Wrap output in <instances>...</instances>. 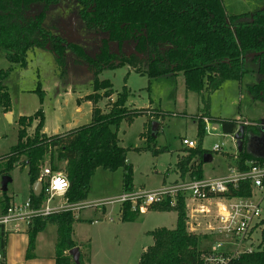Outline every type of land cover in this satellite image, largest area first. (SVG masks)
Returning <instances> with one entry per match:
<instances>
[{"label": "trees", "instance_id": "obj_1", "mask_svg": "<svg viewBox=\"0 0 264 264\" xmlns=\"http://www.w3.org/2000/svg\"><path fill=\"white\" fill-rule=\"evenodd\" d=\"M64 1L70 0H0V52L11 65V69L0 71V108L4 114L10 113L5 82L13 68L27 67L29 52L48 50L61 76L67 72L66 54L70 53L74 65L86 66L92 76V93L81 99L92 105L90 123L46 136L41 112L19 118L17 144L0 161L2 177H9L16 168L26 169L31 189L39 179L45 156H48L51 169L63 172L68 180L69 187L64 195L68 204L86 201L91 178L97 169L111 173L121 169L122 192L133 190L132 166L127 163L129 150L119 145L118 129L122 122L130 125L136 117L150 119L151 116L146 109L129 110V92L123 90L115 94L109 81L99 79L105 70L126 66L150 80L180 74L185 90L201 97L203 111H207L211 95L226 82L240 84L248 73L249 63L256 68L259 79L248 92L253 102L264 105L263 7L252 13L228 15L222 0H75L79 5L78 17L86 28L103 35L96 52L90 55L80 45L55 36L43 27L48 9ZM114 45L116 48L112 49ZM35 92L43 96L40 86ZM113 95H116L115 100H112ZM102 100H111L106 112L98 107ZM35 121L34 132L28 135L27 130ZM214 122L220 126L223 135L230 137L239 127L234 120ZM260 123L262 121L258 125L244 126L245 142H248V136L259 133ZM204 134L202 117L197 121L198 146L183 150L184 156L177 158L175 174L178 179L204 178L203 159L209 155L200 146ZM156 154L157 150L153 152ZM246 162L262 164L264 160L250 154L244 145L243 152L236 156L240 171L247 169ZM56 164L64 166L58 169ZM248 196L250 189L245 184H240L237 189L230 187L226 194L227 198ZM29 199L33 208H39L44 195L35 197L30 191ZM2 202L5 207L10 204L6 195ZM185 205L184 199L180 198L175 207L166 201L148 208V211L175 213L176 224L173 229L149 232L152 245L141 254L138 264H201L200 238L187 229ZM138 216L129 204L121 208L122 223L134 222ZM47 224L57 229L55 264H75L68 255L77 248L73 241L75 218L70 212L35 219L31 223L27 230V259L32 257L37 234ZM262 224L264 226V219ZM0 244L3 246L1 239ZM82 258L79 252V264H82ZM232 264H264V228L257 251Z\"/></svg>", "mask_w": 264, "mask_h": 264}, {"label": "rangeland", "instance_id": "obj_2", "mask_svg": "<svg viewBox=\"0 0 264 264\" xmlns=\"http://www.w3.org/2000/svg\"><path fill=\"white\" fill-rule=\"evenodd\" d=\"M222 3L228 15L252 13L258 8H264V0H222ZM78 11L79 5L75 0L64 1L52 6L45 14L43 27L55 36L80 45L88 54L93 55L103 35L89 31L79 19ZM114 48H116L115 45L112 49ZM66 62L67 72L61 76L52 53L48 50H34L28 53L25 69L13 68L10 72L5 85L10 98V112H12L13 121L11 119L8 121L5 118L6 114L4 115L0 108V161L6 158L17 144L19 131L17 121L21 117H32L37 112H41L43 129L47 136L56 134L58 130L77 128L90 123L91 103L80 99L92 93V76L86 66L74 65V58L70 53L66 54ZM9 69L11 65L0 52V71ZM246 69L248 73L241 84L231 82L226 89L212 95L210 112L212 116H221L222 119H238L239 126L243 127L250 123L258 124L262 120L263 123L260 124L262 127L264 125V105L253 102L248 92V88L257 83L259 76L256 68L249 63ZM99 79L109 81L115 94L123 90L129 92L127 101L129 110L146 109L152 117V119L144 116L136 117L130 125L122 122L118 129L119 145L129 150L127 163L132 166L133 185L150 191L158 188L165 178L167 183L176 179L175 164L179 156H184L183 150L186 149L182 145L183 138L195 141L197 146L199 144L196 135L197 127L190 115L197 112L201 97L185 90L183 77L180 74L176 77L150 80L124 66L115 70H105ZM38 86H40L42 97L35 92ZM115 98L116 95H113L112 100ZM110 101L102 100L98 107L106 112ZM199 106L202 107V103ZM77 107H80L79 113L76 112ZM196 118L198 121V115ZM152 123H157L155 132L159 128L157 134L154 135L151 133ZM36 124L37 121L32 123L31 128L27 130L28 135L34 132ZM216 145L221 148L220 151L211 152ZM200 146L212 157V162L203 165V176L223 177L226 175V167L234 164L233 158L237 155L234 140L223 135L220 129H216L211 134L205 132ZM156 150L158 154L153 155ZM45 164L50 166L48 156H45ZM56 165L58 169L64 166V164ZM2 167L0 165V172ZM2 182L0 174V202L4 195L13 197L16 201L26 199L28 187L26 170L14 169L9 175L4 192ZM121 191V169L112 173L97 169L91 178L86 201L92 203L95 200H110L120 195ZM56 203L58 200L54 201V204ZM0 204L3 206L4 203ZM185 206L188 231L193 230V233L200 238V250H208L217 240L208 229L213 224L212 208L209 207L211 214H207L206 212L200 213V208L196 204L188 202ZM262 210L264 214V205ZM116 214V207H106V215L100 218L102 220L98 223L102 224L101 226L116 224L118 227L114 230V234L110 229L105 232V235H98V233L93 235V231L100 226L90 223H80L81 227L76 228V233L81 236V239L90 240L94 245V258L98 262L102 260V251L110 253V245H113L115 239H119L122 246L124 242L134 243V254L129 264H137L139 261L135 259L137 258L135 251L141 248L147 249L152 243V238L140 236V232L161 228L173 229L176 224V214L173 212L149 213L143 217L140 226L117 225L119 220ZM109 215L113 216L112 221L108 220ZM138 230L139 235L136 236ZM107 239L111 241L110 245L97 250L94 243L98 245L103 241L106 242ZM117 259L121 258L115 256L112 262Z\"/></svg>", "mask_w": 264, "mask_h": 264}, {"label": "built area", "instance_id": "obj_3", "mask_svg": "<svg viewBox=\"0 0 264 264\" xmlns=\"http://www.w3.org/2000/svg\"><path fill=\"white\" fill-rule=\"evenodd\" d=\"M205 121V132L211 134L215 129L208 120ZM233 139V137H232ZM235 142V141H234ZM186 149H195L196 142L188 139L182 140ZM219 146H214L212 152H219ZM236 160V158H235ZM245 171H240L236 164L229 167L228 173L221 178H206L201 180L176 179L169 183H163L158 188L150 191L142 189L122 192L110 200L96 202L90 205L68 204L64 198L69 183L63 172L53 171L50 166L43 164L39 179L42 185L41 194L44 200L39 208H33L30 199L22 202H13L8 206L0 204V264L4 261L3 252L6 238L10 234L23 233L35 219H44L51 215L70 212L75 214L85 208H93L97 211L110 206L121 208L130 205L133 212L139 215L148 211L152 205L169 201L171 207H175L178 199H184L187 204H196L200 213L211 214L213 224L209 231L217 238L214 245L202 251L201 264H232L242 256L250 255L257 251L261 232L264 228L262 221L264 214V163L246 162ZM240 184H245L250 189V196L227 198L229 188L237 189ZM58 203L54 204V201ZM97 223V222H96ZM193 233V230H191ZM194 234V233H193Z\"/></svg>", "mask_w": 264, "mask_h": 264}, {"label": "crops", "instance_id": "obj_4", "mask_svg": "<svg viewBox=\"0 0 264 264\" xmlns=\"http://www.w3.org/2000/svg\"><path fill=\"white\" fill-rule=\"evenodd\" d=\"M253 82H255V81H253ZM230 83L231 82L224 83L222 85V87L218 91H216L214 93H217V92L222 91L223 89H226L227 85L230 84ZM212 95H211V97H212ZM210 102H211V99H210ZM199 105H200V103L198 102V110H197V112L195 114H193V115H190L194 119V121H195L194 123H195L196 127H197L196 115H198V120L200 118H202V117L204 118V120H210V124L213 127V129H215V130L216 129H220V126L217 125L214 122L215 120H228V121L234 120V121H236L238 123V119H235V118L222 119L221 116H212L211 112H210V105H209V108H208L207 111L206 110L203 111V106L201 107ZM91 111H92V105H91ZM76 112L77 113L80 112V107H77ZM9 115L11 116V120L13 121L12 112H10ZM144 117H146V116H144ZM150 119H152V117ZM260 121H262V120H260ZM262 123H263V121H262ZM250 124H252V123H250ZM238 125H239V123H238ZM252 125H256V124H252ZM216 126H218V127H216ZM72 129H74V128H72ZM158 129H157L156 133L158 132ZM69 130H71V129H65V130H62V131L58 130V132L56 134H53V135L64 133V132H67ZM196 130H197V128H196ZM43 134H45L47 136V134L45 133L44 129H43ZM196 135H197V133H196ZM225 136H227V135H225ZM183 139H188V138L185 137ZM235 158L236 157L233 158L234 164L233 165H228L226 167V172L227 173H228L229 167L234 166L236 164ZM210 162H212V157H211V161ZM24 170H26V169H24ZM221 177H206V178H221ZM174 180H172V181H174ZM163 183H167L166 182V178L163 181ZM133 189L136 190V189H141V188H137V187L134 186ZM142 190H144V189H142ZM30 191H31V189H30L29 183H28L27 197H26L25 200L29 199ZM121 193H122V191H121ZM6 197L9 199L10 203L22 202V201H16L15 198L10 197V196H6ZM96 202H100V200H97V201L95 200L92 203H89V202L85 201L82 204L90 205V204H93V203H96ZM110 207H116L117 208L116 216L118 217V220H119L117 225H119V224L123 225L124 224V225H139L140 226V223L144 219L143 217H145L149 213H159V212H155V211H147L146 213L139 215L134 222L122 223L120 221V217L118 215L119 208L117 206H110ZM88 210H90V212H86ZM105 215H106V207L101 209V211H97V210H95L93 208H85L83 210L78 211L75 214V217H74L75 218V224L73 226V228L75 227L73 229V241L76 243L77 249L79 250L80 255H82V257H83L81 259V262H82V264H99V263L100 264H121V263L122 264H125V263L129 264V262L132 261L131 257H133V254H134V250H133V248H135L134 243L124 242L123 246H122V244H121L119 239H115V242L112 243L113 245L109 244V243H111V241H108V239L106 240V242L103 241V242L99 243L98 245H96V243H94L96 248H97V250L100 247H103V246H106V245H110L111 246V249L109 250V252L111 251L110 253L102 251V260H101V262H98V261H96V258H94L95 257V255H94V245L91 244V241L87 240V239H81L80 238L81 236H78V233H76V228H80L81 227L80 223H90V224L98 225V226L101 227V228L98 227L96 230H94L93 231V235L95 233H98V235L99 234L105 235L106 234L105 232L109 231L110 229L113 230V234H114V230L118 227V226H116V224H114V226H111V225H106V226L103 225V226H101L102 224H98L102 220V219L100 220V218L104 217ZM108 217H109L108 220H110V221L113 220V216L109 215ZM107 226L109 228H106ZM23 230H24L23 233L10 234V235L7 236L6 242H5V249H4V252H3L4 264H55V244H56V240H57V229H56V227L54 225L47 224L45 229L37 234L36 239H35V247H34V250L32 252V257L28 258V259L26 257L27 248H28V235H27V230H25V229H23ZM74 232H75V234H74ZM149 232H151V231H141L140 232V236L151 238L150 236H148ZM137 233L138 234L136 236L139 235V230L137 231ZM116 238H117V236H116ZM87 242H89V244ZM84 243H86V245H83ZM151 245H152V243H151ZM113 246H115V248H113ZM121 247H123V249ZM148 247H149V245H148ZM143 250L145 251L146 249L141 248V249H138L137 251H135L136 252L135 256L137 258H135V257L134 258L136 260L137 259H138V261L140 260V256L144 252ZM203 251H205V250H203ZM140 252H142V253H140ZM115 256H117V258H121V259H117V260L112 262V260L114 259Z\"/></svg>", "mask_w": 264, "mask_h": 264}, {"label": "water", "instance_id": "obj_5", "mask_svg": "<svg viewBox=\"0 0 264 264\" xmlns=\"http://www.w3.org/2000/svg\"><path fill=\"white\" fill-rule=\"evenodd\" d=\"M5 118L9 121L11 119V116L9 114H6ZM156 127H157V123H152L151 133L153 135L155 134ZM216 127H218V126H216ZM260 134H262V135L261 136L250 135V136H248L247 140H248L249 145L254 140H258V142L260 144H262V151L258 152L256 154L252 151L250 146L247 147V149H248V152L250 154H252L253 156H255L256 158L264 160V129H260ZM233 140L235 141L237 153L239 154V153L243 152L244 140H245V132H244L243 126L238 127V130L233 135ZM210 161H211V157L209 155L205 156L203 159L204 164L209 163ZM2 181H3L2 182V187H3L2 190L4 192L5 186H6L7 182L9 181V177L8 176L2 177ZM31 192L35 197H39L41 195V192H42L41 183L35 182L33 184V186L31 187ZM68 255L72 258V260L75 262V264H79V250L77 248L69 251Z\"/></svg>", "mask_w": 264, "mask_h": 264}, {"label": "flooded vegetation", "instance_id": "obj_6", "mask_svg": "<svg viewBox=\"0 0 264 264\" xmlns=\"http://www.w3.org/2000/svg\"><path fill=\"white\" fill-rule=\"evenodd\" d=\"M262 124V123H261ZM259 128L260 129H264V125L261 127L260 125H259ZM262 134H260V130H259V133L258 134H256L255 136H261ZM244 145L246 146V147H251V149H252V151L254 152V153H258V152H261L262 151V144H260L259 142H258V140H254L253 142H251L250 143V145H249V143L248 142H245L244 141Z\"/></svg>", "mask_w": 264, "mask_h": 264}]
</instances>
